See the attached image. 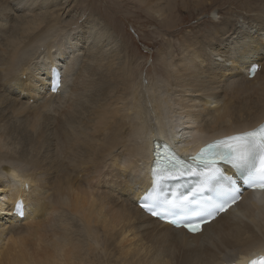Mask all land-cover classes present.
Here are the masks:
<instances>
[{"label": "bare ground", "instance_id": "obj_1", "mask_svg": "<svg viewBox=\"0 0 264 264\" xmlns=\"http://www.w3.org/2000/svg\"><path fill=\"white\" fill-rule=\"evenodd\" d=\"M10 1L0 0L11 9L0 19V182L8 181L0 188V264H250L264 255V217L251 191L202 235L173 230L132 203L148 186L153 140L194 154L264 122V0H135L168 29L181 24L180 7L229 3L180 52L170 45L158 53L164 74L148 81L138 52H126L100 17L78 25L71 47L47 41L56 46L29 73L26 51L50 26L78 19L66 15L67 0H52L43 23L44 9L17 11ZM77 53L79 71L60 94L50 91L49 64L63 72ZM169 121L191 129L180 144L166 135ZM21 198L26 218L12 214ZM25 234L41 240L36 251L23 248Z\"/></svg>", "mask_w": 264, "mask_h": 264}, {"label": "snow or ice", "instance_id": "obj_2", "mask_svg": "<svg viewBox=\"0 0 264 264\" xmlns=\"http://www.w3.org/2000/svg\"><path fill=\"white\" fill-rule=\"evenodd\" d=\"M13 7L17 11L44 9L45 11L39 12L37 16V19L43 23L49 18V12L46 10L52 7V0H19ZM10 18L11 9L5 5L0 9V19ZM213 18L219 19L216 16ZM81 19L84 18L81 17ZM78 25L79 22L68 28L58 24L50 26L44 34V39L24 54L33 62L28 72L33 70L36 63L44 60L49 47L56 46L49 45L47 41H57L59 37L57 44L71 47L72 34L77 30ZM72 50L75 51L74 48ZM237 54L234 53V55ZM82 60L83 56L77 53L63 72L57 69L55 73L50 63L48 67L49 90L60 94L64 90L62 85L70 83L69 78L74 77L79 71ZM257 68L258 65L255 63L249 65L248 74L254 75ZM9 102L5 101V103ZM186 132H191V129L185 128L184 125L177 126L169 121L166 135L172 137L176 144H180L187 138ZM152 153L148 186L142 194L132 200V203L142 212L168 225L173 230L183 229L192 235H202L206 226L218 219H223L233 209V206L241 202L244 186L264 192V123L251 131L215 139L202 147L189 160L183 159L167 141L154 142ZM229 170L232 171V175L228 174ZM188 176L200 179L201 186L195 190L197 193L208 189V194L184 195L181 193L177 195L174 191L165 194L162 187L165 182L178 181ZM12 177H17V173L13 172ZM7 182V178L0 182V188H3V184ZM23 187L27 189L30 186L24 184ZM253 203L258 206L260 215L264 217V196L254 197ZM25 208L26 205L22 198L11 205L12 214L21 218L27 216ZM124 211L127 212L126 209ZM227 264H239V262L232 257ZM250 264H264V255H260L259 259L251 260Z\"/></svg>", "mask_w": 264, "mask_h": 264}, {"label": "rangeland", "instance_id": "obj_3", "mask_svg": "<svg viewBox=\"0 0 264 264\" xmlns=\"http://www.w3.org/2000/svg\"><path fill=\"white\" fill-rule=\"evenodd\" d=\"M11 1H14V4H16L19 0ZM62 1L65 2V0ZM67 2L70 5L66 7L68 9L66 15L72 18L71 21L74 22L78 19L76 21L80 25L87 17H100L113 27L125 51L138 52L142 61V71L146 75L147 81L150 80V77L153 79V76L156 78L164 74L160 64V52H168L170 45L174 47L173 51L180 52V45L185 43L184 41H187L189 37L192 36L191 38H194L195 35H201V33L203 34L211 28L210 17L213 9L215 10L219 6L228 8L229 5V3L220 1L217 4L206 3L201 5L202 7L199 10L198 8L194 9V4L192 5V3L191 9L185 10L180 7L181 24L175 25L173 29H168L165 28L160 19L156 15L154 16L151 11L147 12L148 10L143 6L139 8L140 3L135 0H67ZM198 14L200 15L198 16ZM221 15L218 14V17H221ZM81 17L84 19H81ZM23 236L25 237L23 248L36 251L37 244H40L41 240L40 242L37 241L32 235L25 234ZM111 250L112 255H115L118 251L113 245L111 246Z\"/></svg>", "mask_w": 264, "mask_h": 264}]
</instances>
